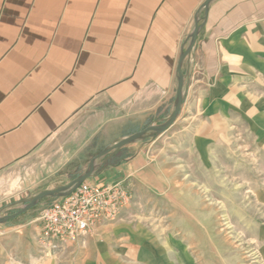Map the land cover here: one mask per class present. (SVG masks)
Segmentation results:
<instances>
[{
  "label": "crops",
  "instance_id": "1",
  "mask_svg": "<svg viewBox=\"0 0 264 264\" xmlns=\"http://www.w3.org/2000/svg\"><path fill=\"white\" fill-rule=\"evenodd\" d=\"M204 1L0 0V178L31 160L42 177L54 176L85 148L109 146L172 111L196 16L202 27L182 66L185 84L200 82L205 96L217 97L225 75L241 78L240 64L264 67V0H215L206 16L197 14ZM191 93L185 86L180 112ZM143 148L89 181L121 182L133 193L161 187L163 173ZM115 226H100L60 255L70 254L71 264H119L126 250L113 248ZM25 235L24 227L1 233L8 247L0 253L18 251L17 241L31 251L35 228ZM256 242L264 261V227Z\"/></svg>",
  "mask_w": 264,
  "mask_h": 264
},
{
  "label": "rangeland",
  "instance_id": "2",
  "mask_svg": "<svg viewBox=\"0 0 264 264\" xmlns=\"http://www.w3.org/2000/svg\"><path fill=\"white\" fill-rule=\"evenodd\" d=\"M189 42L190 38L182 52ZM258 67L240 64L241 78L225 75L215 86L222 90L217 97L205 96L208 86L200 82H184L192 93L172 127L127 145L131 147L120 149L99 167L124 162L140 145L163 173L161 187L132 192L131 203L114 221L120 241L113 242V248L126 250L115 258L119 264H264L256 242L264 227V67ZM198 87L203 90L193 93ZM171 113L170 107L154 122L127 130L126 136L166 123ZM111 145L85 148L51 177H42L38 162L31 160L0 178V217L20 211L37 193L69 184ZM56 199L44 198L1 224L0 234L24 227L25 236L35 228L37 237L34 221ZM14 243L20 244L18 251L0 253V264L72 263L70 254L60 255L67 245L45 251L37 240L35 245L29 241L31 251L22 252L23 242ZM7 247L0 236V249Z\"/></svg>",
  "mask_w": 264,
  "mask_h": 264
},
{
  "label": "built area",
  "instance_id": "3",
  "mask_svg": "<svg viewBox=\"0 0 264 264\" xmlns=\"http://www.w3.org/2000/svg\"><path fill=\"white\" fill-rule=\"evenodd\" d=\"M132 197L121 182L97 185L85 181L73 192L58 197L34 221L37 242L45 251L70 243L83 245L100 226L116 221Z\"/></svg>",
  "mask_w": 264,
  "mask_h": 264
},
{
  "label": "water",
  "instance_id": "4",
  "mask_svg": "<svg viewBox=\"0 0 264 264\" xmlns=\"http://www.w3.org/2000/svg\"><path fill=\"white\" fill-rule=\"evenodd\" d=\"M213 1L215 0H205L204 3L200 6L197 14L203 11L204 15L206 16L209 5ZM201 27H202V24L199 23V20L196 16L194 19L192 32L189 36L190 42L187 48L180 54V57L178 60V64L176 68L177 82H176V95H175V100H174V106L172 109V113L166 123L161 124V125H150L147 128L139 132H136L134 134L121 138L120 140L112 144L110 147H108L105 150H102L96 156H94L91 159L90 164L86 168V170L82 174H80L78 177H76L74 180H72L69 184L65 186H61L55 190H45L40 193H37L28 201V203L20 211L14 214L8 215V216L0 217V225L27 212L28 210L33 208L39 201H41L44 198H48V197L58 198V197L65 196L73 192L82 183L89 180L95 174V172L99 169V167H101L106 161H108L120 149L124 148L125 146L133 142L143 139L146 135L150 133L161 134L165 132L168 128H170L180 113L181 105H182L183 98H184V75L182 73V66L184 64L185 59L192 53L194 49V46L196 44V39H197V36H198V33Z\"/></svg>",
  "mask_w": 264,
  "mask_h": 264
}]
</instances>
